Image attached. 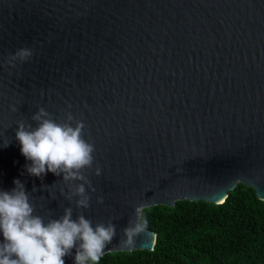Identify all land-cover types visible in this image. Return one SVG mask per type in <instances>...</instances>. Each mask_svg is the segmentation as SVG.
Here are the masks:
<instances>
[{
    "label": "water",
    "instance_id": "95a60500",
    "mask_svg": "<svg viewBox=\"0 0 264 264\" xmlns=\"http://www.w3.org/2000/svg\"><path fill=\"white\" fill-rule=\"evenodd\" d=\"M23 47L33 55L7 64ZM40 107L85 123L87 209L62 176L26 172L15 130ZM14 179L45 222L66 207L112 220L104 255L153 250L146 227L119 243L137 207L220 204L239 184L264 201V0H0V190Z\"/></svg>",
    "mask_w": 264,
    "mask_h": 264
},
{
    "label": "clouds",
    "instance_id": "9594fccd",
    "mask_svg": "<svg viewBox=\"0 0 264 264\" xmlns=\"http://www.w3.org/2000/svg\"><path fill=\"white\" fill-rule=\"evenodd\" d=\"M32 55L30 48L23 47L10 54L6 63L15 67L16 61H27ZM31 120L36 122L35 126L19 120L15 130L20 152L29 161L25 165L26 172L41 180L49 172L62 176L68 189L66 198L71 201L76 197V206L87 209L89 190L96 191L86 175L94 165L95 145L84 138V121L76 119L70 111L65 112L63 119L54 118L44 107H40ZM101 171L100 167H95L97 176ZM13 183L11 190H0V234L3 237L0 264H65V257H72L73 264H88L89 261L98 264L116 237L112 220L93 225L83 213L73 218V209L66 207L59 218H49L45 222L36 214L25 184L20 179H14ZM61 192L64 193L63 188ZM97 202L103 203V197L98 196ZM134 217L124 227L119 241L129 249L144 229L139 207Z\"/></svg>",
    "mask_w": 264,
    "mask_h": 264
},
{
    "label": "trees",
    "instance_id": "16d2710c",
    "mask_svg": "<svg viewBox=\"0 0 264 264\" xmlns=\"http://www.w3.org/2000/svg\"><path fill=\"white\" fill-rule=\"evenodd\" d=\"M140 222L156 234L153 250L107 253L98 264H264V201L245 185L220 204L143 208Z\"/></svg>",
    "mask_w": 264,
    "mask_h": 264
},
{
    "label": "snow or ice",
    "instance_id": "6c2138e0",
    "mask_svg": "<svg viewBox=\"0 0 264 264\" xmlns=\"http://www.w3.org/2000/svg\"><path fill=\"white\" fill-rule=\"evenodd\" d=\"M220 203H223V201L221 200Z\"/></svg>",
    "mask_w": 264,
    "mask_h": 264
}]
</instances>
